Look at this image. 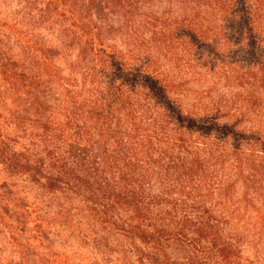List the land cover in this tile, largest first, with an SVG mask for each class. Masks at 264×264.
<instances>
[{
	"label": "trees",
	"instance_id": "obj_1",
	"mask_svg": "<svg viewBox=\"0 0 264 264\" xmlns=\"http://www.w3.org/2000/svg\"><path fill=\"white\" fill-rule=\"evenodd\" d=\"M61 3L59 48L0 59L3 174L131 264H264V0Z\"/></svg>",
	"mask_w": 264,
	"mask_h": 264
},
{
	"label": "rangeland",
	"instance_id": "obj_2",
	"mask_svg": "<svg viewBox=\"0 0 264 264\" xmlns=\"http://www.w3.org/2000/svg\"><path fill=\"white\" fill-rule=\"evenodd\" d=\"M43 3L0 0V59L18 61L25 48L28 55L21 61L28 67L35 53L29 45L61 46L60 31L67 24L60 11L67 10L64 3L57 10ZM4 89L0 81L2 115L3 107L11 105V94ZM75 203L36 190L25 178L6 176L0 166V264H131L126 241L79 214L71 206Z\"/></svg>",
	"mask_w": 264,
	"mask_h": 264
}]
</instances>
